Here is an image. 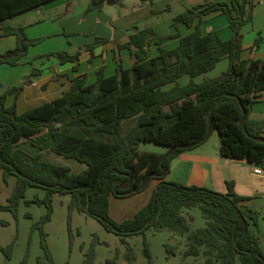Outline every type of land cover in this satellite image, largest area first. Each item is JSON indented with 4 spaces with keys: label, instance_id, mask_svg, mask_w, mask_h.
<instances>
[{
    "label": "trees",
    "instance_id": "obj_1",
    "mask_svg": "<svg viewBox=\"0 0 264 264\" xmlns=\"http://www.w3.org/2000/svg\"><path fill=\"white\" fill-rule=\"evenodd\" d=\"M48 1L0 0V22ZM117 1L89 0L88 10H101ZM219 11L228 17L233 31L229 42H222L216 33L204 36L198 24L177 49H160L158 57L148 59L153 31L144 30L131 37L129 47L137 49L131 69L119 63L116 75L106 78L101 71L92 85H86L85 76L78 77L61 98L23 114L15 106L6 107V95H0V172L4 180L17 179L8 204L0 205V211L15 213L27 189L40 187L46 190L47 210L38 225L41 230L51 220L54 196L70 195L71 210L96 219L122 239L145 237L151 230L169 231L184 238L183 259H201L202 264H264V252L251 229L257 226L258 215L241 207L243 199L234 192L233 184H228L227 193H218L165 180L179 155L199 147L213 133L220 136L221 156L264 170L260 125L249 119L264 94V62L240 58L242 29L253 18L251 0H205L174 20L193 27L196 20ZM11 33L17 36L18 45L3 62L15 66L41 40H30L24 29L0 31V38ZM51 55L60 62L79 58L66 53ZM224 57L229 59V68L218 79L202 84L191 80L186 87L179 86L182 76L194 79L206 74ZM169 83L176 85L163 91ZM131 119L136 120L135 125L122 134L123 123ZM141 143L168 150L164 154L143 152ZM23 144L35 152L22 149ZM44 151L75 160L86 169L74 173L68 166L44 160ZM154 181L158 184L152 198L133 218L118 223L111 217V196L132 197ZM195 208L200 210L205 228L193 230L192 219L183 213ZM41 235L49 264H54L45 234ZM166 249L174 256L179 250L170 245ZM144 255L148 264H154L147 243ZM124 259L136 264L130 248ZM105 264L118 263L108 260Z\"/></svg>",
    "mask_w": 264,
    "mask_h": 264
},
{
    "label": "crops",
    "instance_id": "obj_2",
    "mask_svg": "<svg viewBox=\"0 0 264 264\" xmlns=\"http://www.w3.org/2000/svg\"><path fill=\"white\" fill-rule=\"evenodd\" d=\"M204 3L205 0H119L101 10H88L89 0H50L2 20L1 32L24 29L30 40L41 41L30 46L17 65L12 66L3 61L17 48L18 38L12 33L0 38V95H6V107L15 106L18 114H23L61 98L78 77L85 76L86 85H92L101 71L106 78L116 75L119 63L124 69H131L136 63L137 49L129 47V43L133 35L144 30L153 31L147 48L148 59L158 57L160 49H177L181 39L192 34L198 24L204 36L216 33L222 42H229L233 31L228 17L221 11L196 20L193 27L175 23L176 16ZM251 4L253 18L242 29L240 58L264 62V0H251ZM53 53L79 58L77 62H60ZM228 68L229 59L224 57L210 72L194 79L182 76L178 84L186 87L191 80L196 84L215 80ZM175 85L166 84L162 90L169 91ZM249 119L260 125L259 135L264 139V94L254 105ZM259 167L221 156L220 136L213 133L199 147L179 155L165 180L218 193H227L228 184H233L234 192L243 199L241 207L258 215L257 226L251 229L264 252V175L254 174ZM157 184L154 181L143 192L129 198L111 196V217L118 223L133 218L148 204ZM182 260L184 264L196 261L194 258Z\"/></svg>",
    "mask_w": 264,
    "mask_h": 264
},
{
    "label": "rangeland",
    "instance_id": "obj_3",
    "mask_svg": "<svg viewBox=\"0 0 264 264\" xmlns=\"http://www.w3.org/2000/svg\"><path fill=\"white\" fill-rule=\"evenodd\" d=\"M136 120H129L122 125L125 134L135 125ZM218 134V133H217ZM22 149L35 152L29 144ZM140 151L164 154L167 148L154 143H141ZM44 160L53 164L68 166L74 173L83 172L86 166L75 160H67L51 151L43 152ZM17 179L12 176L4 180L0 172V205H7L16 186ZM46 190L40 187L28 188L25 197L19 202L15 213L0 211V264H49V259L41 246L42 232L45 234L46 246L54 264H105L115 260L118 264H127L124 256L133 250L136 264H148L144 255L148 244L154 264H184L182 251L184 240L169 231L154 232L151 230L144 236L136 235L122 239L108 232L99 221L71 210L70 195L53 198L51 220L41 230L38 225L46 215ZM193 218V230L206 227L198 208L183 211ZM177 247L174 256L166 246ZM191 264H202V260H189Z\"/></svg>",
    "mask_w": 264,
    "mask_h": 264
},
{
    "label": "built area",
    "instance_id": "obj_4",
    "mask_svg": "<svg viewBox=\"0 0 264 264\" xmlns=\"http://www.w3.org/2000/svg\"><path fill=\"white\" fill-rule=\"evenodd\" d=\"M254 174H255V175H259V176L264 175V170H263L261 167L256 168V169L254 170Z\"/></svg>",
    "mask_w": 264,
    "mask_h": 264
}]
</instances>
